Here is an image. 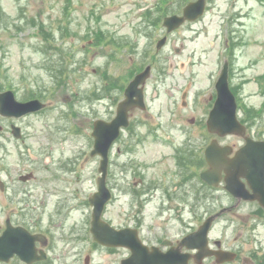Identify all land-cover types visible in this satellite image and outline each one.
<instances>
[{"label":"rangeland","instance_id":"obj_1","mask_svg":"<svg viewBox=\"0 0 264 264\" xmlns=\"http://www.w3.org/2000/svg\"><path fill=\"white\" fill-rule=\"evenodd\" d=\"M188 1L0 0V92L12 90L19 101L38 98L47 105L19 119L0 115V188L9 180L5 166L13 175L38 166L41 181L57 182L55 200L59 195L86 199L72 214L89 219L90 226L88 199L101 175V158L90 155L94 122L112 120L135 72L153 64L147 109L132 111L131 127L110 152L113 198L104 216L116 226H129L133 215L141 217L143 237L150 242L161 235L178 239L176 215L164 221L178 213L179 197H193L197 158L191 152L201 148L203 169V149L212 138L204 124L226 61L230 84L243 105L240 118L264 135V0H207L205 15L170 35L157 53L167 32L154 20L161 12L162 17L179 14ZM54 66L66 68L57 83ZM11 125L21 127V139L13 137ZM132 137L138 140L130 149ZM238 140L233 136L226 142L239 146ZM63 181L71 183L67 192ZM215 196L228 197L223 192ZM2 203L0 190V207ZM169 204L174 211H167ZM52 207L45 206L48 212ZM155 223L170 226L148 231ZM259 240L264 246V235L252 242L256 250ZM88 253L90 264H117L128 255L123 248L94 249L91 237Z\"/></svg>","mask_w":264,"mask_h":264},{"label":"flooded vegetation","instance_id":"obj_2","mask_svg":"<svg viewBox=\"0 0 264 264\" xmlns=\"http://www.w3.org/2000/svg\"><path fill=\"white\" fill-rule=\"evenodd\" d=\"M215 98L216 95L210 97L212 107ZM209 113L210 111L208 115ZM207 120L208 117L206 122ZM245 126L246 135L236 136L241 142L239 146L236 142H226L233 136L221 137L205 129L212 138L203 149L205 165L203 169L199 167L201 148L191 152L193 157L197 158L194 165L196 178L192 183L193 197L188 200L179 197L178 213H171L170 218L164 221H172L176 215L178 227L181 230L178 239L171 240L169 236L165 235H161L162 237L160 236L156 242L144 239L143 228L139 220L141 217L137 218L135 215H133L129 226H116L113 222L107 221L117 230H136L143 243L150 247L157 246L162 251H167L171 247H180L181 253L189 255V264H264V246L261 240L256 242L259 245L257 250L252 246L254 239H259L264 235L262 174L258 171L251 173L248 166L242 167L241 172H227L225 169L214 171L205 158L206 150L212 142H216L220 150L225 147L229 148L227 151H221L226 161L236 158L239 150L248 144V138L253 142H264V135L257 128L253 129L251 125ZM137 140L138 138L132 137L128 148L136 146ZM119 142L120 140L116 142V145ZM254 152L259 153L260 151L254 150ZM247 160H244L245 165L249 162ZM2 168L1 165L0 169ZM208 171L213 172L212 174L218 178L217 186L202 180V173ZM3 172L9 175V180L6 177L5 181L1 182L0 188L3 199L0 207V264H90L92 255L84 254L88 251L90 237L94 249L105 252L121 249L104 247L95 242L90 232L89 219H79L72 214L74 211L72 208L84 206L83 202L86 199L78 200L77 197H72V201V198H64L59 195L55 200L54 196L58 195L57 182L41 181L40 167H33L25 175L18 171L13 172L15 174L13 175L7 166ZM228 181L239 184L241 196L236 197L227 190ZM252 181H255L256 184H253ZM63 183L65 186L62 190L67 192L70 188L66 185H71V183L67 181H63ZM176 189L179 192L182 187L177 185ZM219 192L225 193L228 196L227 199L216 197L215 194ZM40 193L43 196L41 198ZM207 193L209 197H203ZM69 194L73 195V191ZM74 195L76 194L74 193ZM71 202L75 203L70 205ZM48 205L53 206L50 213L45 208ZM163 205L168 204L164 202ZM172 208L174 205H170L167 211H174ZM212 217L214 220L207 236L206 245L208 252H211L208 257L200 258L197 256L199 250H190L187 246H180L188 235L200 230L202 225ZM169 226L168 223H155L150 226L148 231L154 233V229L164 231L168 230ZM202 242L203 240L200 238L193 241L191 245H201ZM164 243L167 245L164 246ZM123 250L127 249L123 248ZM127 251L128 255L125 258L130 255V251ZM122 260L117 264H121Z\"/></svg>","mask_w":264,"mask_h":264},{"label":"water","instance_id":"obj_3","mask_svg":"<svg viewBox=\"0 0 264 264\" xmlns=\"http://www.w3.org/2000/svg\"><path fill=\"white\" fill-rule=\"evenodd\" d=\"M205 7L206 0L192 2L184 8L182 16L174 15L165 18L164 27L167 28L168 33H171L180 28L186 21H196L203 16ZM166 42L167 37L160 40L157 46L158 50L162 49ZM151 74L152 67L148 66L144 72L137 75L130 83L125 92L126 98L119 104L117 116L111 122L103 120L95 122L93 131L95 143L91 156H100L102 160L99 168L101 176L98 180V191L90 198V204L93 206L91 232L99 244L110 247H126L132 251V255L123 260L122 264H188L189 256L182 254L180 248H171L167 252H163L158 247L149 248L139 239L136 230L118 231L102 219L105 207L112 199V192L107 186L110 149L120 136L121 129L129 126V112L136 107L145 108L144 86ZM217 90L218 99L208 122L210 131L218 132L222 136L227 134L243 135L245 127L238 121L236 98L229 87L228 64L225 65L222 76L217 83ZM44 107L45 105L39 100L17 101L12 91L0 94V114L4 117L21 118L40 111ZM13 130L14 136H21L20 128L13 126ZM254 150L260 152L255 153ZM221 151L226 150H220L216 142L207 150L206 158L214 171L225 169L227 172H241L242 167L248 166L251 173L258 171L262 174L261 185L262 188L264 187V142L248 140L247 146L242 148L236 158L231 161H226ZM245 159L249 161L246 165L244 164ZM202 178L209 184H218V178L210 172L203 173ZM252 183L256 184L255 181H252ZM226 188L236 197L241 196L239 184L228 181ZM212 221L213 218L208 219L198 232L187 236L180 246H187L189 249H200L198 254L200 258L208 256L206 242ZM200 238L203 240L202 245H191L193 241ZM164 245H167V243H164Z\"/></svg>","mask_w":264,"mask_h":264},{"label":"trees","instance_id":"obj_4","mask_svg":"<svg viewBox=\"0 0 264 264\" xmlns=\"http://www.w3.org/2000/svg\"><path fill=\"white\" fill-rule=\"evenodd\" d=\"M186 1H187V0H186ZM159 6H161V4H160ZM148 13H149V12H148ZM148 13H147V14H148ZM162 16H163V14H162V12H161V13H160V16H158V17L154 20L153 25L159 24V23L161 22ZM54 68H55V69H53V70H55V72H54L55 74L53 75V77H54V79H55V81H56V83H57V79L60 78V77H63V76H64L65 71H66V68L64 69V66L61 67V68H56V67L54 66ZM51 71H52V70H51Z\"/></svg>","mask_w":264,"mask_h":264}]
</instances>
